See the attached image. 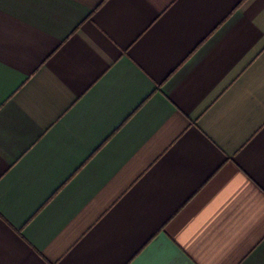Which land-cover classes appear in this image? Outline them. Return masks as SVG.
I'll list each match as a JSON object with an SVG mask.
<instances>
[{
    "label": "crops",
    "instance_id": "0c3cea01",
    "mask_svg": "<svg viewBox=\"0 0 264 264\" xmlns=\"http://www.w3.org/2000/svg\"><path fill=\"white\" fill-rule=\"evenodd\" d=\"M264 264V0H0V264Z\"/></svg>",
    "mask_w": 264,
    "mask_h": 264
},
{
    "label": "snow or ice",
    "instance_id": "6c2138e0",
    "mask_svg": "<svg viewBox=\"0 0 264 264\" xmlns=\"http://www.w3.org/2000/svg\"><path fill=\"white\" fill-rule=\"evenodd\" d=\"M138 264H172V262L164 259L155 260L151 262H146L144 260H141L140 262H138Z\"/></svg>",
    "mask_w": 264,
    "mask_h": 264
}]
</instances>
